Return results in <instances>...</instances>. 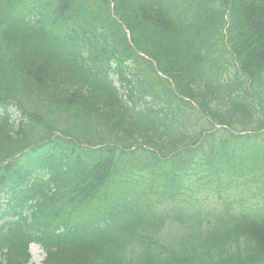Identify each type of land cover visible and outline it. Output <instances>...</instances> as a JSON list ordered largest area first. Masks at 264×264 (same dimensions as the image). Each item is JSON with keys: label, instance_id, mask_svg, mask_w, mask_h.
Instances as JSON below:
<instances>
[{"label": "trees", "instance_id": "obj_1", "mask_svg": "<svg viewBox=\"0 0 264 264\" xmlns=\"http://www.w3.org/2000/svg\"><path fill=\"white\" fill-rule=\"evenodd\" d=\"M31 242L264 264V0H0V264Z\"/></svg>", "mask_w": 264, "mask_h": 264}, {"label": "rangeland", "instance_id": "obj_2", "mask_svg": "<svg viewBox=\"0 0 264 264\" xmlns=\"http://www.w3.org/2000/svg\"><path fill=\"white\" fill-rule=\"evenodd\" d=\"M30 251L32 254V261L35 264H43V261H44L43 251L38 246L32 247Z\"/></svg>", "mask_w": 264, "mask_h": 264}]
</instances>
